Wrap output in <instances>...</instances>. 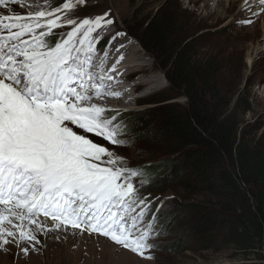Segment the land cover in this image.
<instances>
[{
	"label": "snow or ice",
	"instance_id": "obj_1",
	"mask_svg": "<svg viewBox=\"0 0 264 264\" xmlns=\"http://www.w3.org/2000/svg\"><path fill=\"white\" fill-rule=\"evenodd\" d=\"M85 2L20 14L13 6L21 0H0V251L11 244L27 257L38 234L63 232L103 237L151 260L166 205L145 193L146 168L117 151L135 139L127 138L122 113L94 102L122 95L111 85L124 56L107 65L105 50L93 71L102 39L94 33L114 21L108 12L68 15ZM238 10L251 15L237 23L252 24L264 15V0H243Z\"/></svg>",
	"mask_w": 264,
	"mask_h": 264
},
{
	"label": "rangeland",
	"instance_id": "obj_2",
	"mask_svg": "<svg viewBox=\"0 0 264 264\" xmlns=\"http://www.w3.org/2000/svg\"><path fill=\"white\" fill-rule=\"evenodd\" d=\"M169 1L180 8L181 27L185 35L191 37L194 59L195 57L211 59L220 69L219 82L223 91L221 96L224 99L222 104L229 101L237 104L239 121L244 131L252 138L264 137V81H261L264 77V38L262 39V35L259 36L264 25V15L253 17L257 20L252 24H238V20L247 19L251 15L248 12L237 15L243 0L238 1L233 7V14L228 13L232 6L231 0H86L85 4L78 5L68 13L74 19L94 18L108 12L109 18L114 21L112 25L103 28L101 36H104L103 39L107 38L101 44L104 47L103 52L109 45L118 49L114 46L116 39L109 43L111 37L118 31L123 33L121 38L128 42L127 46L134 47L143 55L144 60L136 62L139 63L137 65H146L158 72V86L139 92L129 90L131 98L124 101L125 107L120 108L115 104L124 98L123 95L103 103L102 106L119 110L122 114L130 111L143 113L150 111L155 105H142V101L154 96L170 97L174 94L170 91L161 57L153 58L130 35L132 23L145 21ZM53 4L54 2L49 0L47 4L45 0H32L30 4L28 0H21L22 6L13 7L20 14H26L29 11L41 10L43 7L54 8ZM67 30L70 29L65 27L54 31L59 35ZM99 32L101 30L94 35ZM117 55H123L120 49ZM127 61L130 60L124 58L121 61L124 64L120 63L118 69L124 73L126 81L124 85L130 87L138 83V79L130 76L131 65ZM170 103L184 107L187 102L185 98H179ZM154 130V124L149 123L147 127L127 137L128 139L135 137L129 147H122L117 151L126 157L133 167L146 162L149 156L154 157L153 162L156 163L167 160L170 170L162 173V176L172 178L171 173L174 171H184L181 155L174 153L168 143L150 141ZM174 180L175 177L167 181L173 184ZM152 196L159 197V201H163L166 207H162L158 213L157 228L164 226L163 232L150 241L156 245L151 252L154 257L151 260L118 247L103 237L89 238L97 243L96 249L93 250L85 246L84 236L89 237L87 234L78 239L74 236L65 238L62 232L54 234L52 232L47 235L38 234L41 243L36 246V250L30 249L27 257L9 244L6 251H0V264H261L258 261H245L239 254L224 249L218 240L214 247H211V244L202 245L201 237L193 234L189 226L195 222L197 214L187 207V204L197 202L198 197L184 185L168 186L166 191L152 193ZM99 240L100 242H97Z\"/></svg>",
	"mask_w": 264,
	"mask_h": 264
},
{
	"label": "trees",
	"instance_id": "obj_3",
	"mask_svg": "<svg viewBox=\"0 0 264 264\" xmlns=\"http://www.w3.org/2000/svg\"><path fill=\"white\" fill-rule=\"evenodd\" d=\"M49 1L53 7L67 2ZM179 10L169 1L145 21L131 24V37L153 58L161 57L174 94L142 101L155 107L123 113L122 119L132 135L153 123L150 141L168 143L181 155L184 168L171 173L172 178L162 176L170 170L167 160L156 163L147 157L138 165L152 181L144 191L161 193L168 186L184 185L198 197L187 207L197 214L189 226L202 245L214 247L218 240L245 261L264 264V137L252 138L244 131L237 104H222L220 69L211 59H194ZM179 98L186 99L184 107L170 103ZM174 177L173 184L167 181Z\"/></svg>",
	"mask_w": 264,
	"mask_h": 264
},
{
	"label": "bare ground",
	"instance_id": "obj_4",
	"mask_svg": "<svg viewBox=\"0 0 264 264\" xmlns=\"http://www.w3.org/2000/svg\"><path fill=\"white\" fill-rule=\"evenodd\" d=\"M28 1H29V4L32 2V0H28ZM238 1H240V0H231L232 6H231L230 10L228 11L229 14H233V12H234L233 7H235V5H236V3ZM219 7H220V4H219ZM238 14H243V12L239 11L237 13V15ZM210 15L212 16V14H210ZM215 15H216V12H215ZM252 19H253V21H256L257 20V18H253V17H252ZM116 33H120V32H118V31L115 32L113 36H116ZM259 36H261L262 39L264 38V25H262L261 33H260ZM127 43H128L127 41L122 40L121 35H120V36H116V41H115L114 46L116 48L120 49V51H122V54H123V56H124V58L126 60H130V61H127L131 65V66L129 65L130 66L129 68L131 70L130 76L137 78L138 80L137 79L136 80L138 81V83H136L133 86L126 87L124 85V84H126V83H124V82H126L125 79H124V73L122 74L123 78H122V76L117 77V79L119 80L118 83L117 82L112 83L111 89L113 91H119V92H121V94L124 96L123 99L118 100L115 103L120 108L121 107H125L126 104H125L124 101H126V98H127V101L130 100L131 95L128 94L129 93V90H131L132 92L133 91L134 92H139L140 90H144V89L156 88V86H158V82H159V77L157 76V73L158 72L156 73L155 72V69H153L152 67H148L146 65H137L139 63H136V62H138V61L141 62L142 60H144L143 59V55L140 52L136 51L134 49V47L132 48V46H127ZM115 50H116L115 48H113L112 46L109 45V47L107 49V51L109 52V58H108V61H107V65H111V63H113V61L115 60V58L118 57L117 52ZM101 58H102V56L101 57H98L97 55L94 57V59H93V65H94L93 71H98L99 70V64H100ZM126 70H128V69H126ZM118 72L119 73H122V70L118 69ZM128 72H130V71H128ZM261 81H264V77L261 79ZM123 86H125V87H123ZM115 99L116 98H113V97H102L100 99L94 100V102H96V103H98V104H100L102 106L103 103L108 102V101H113ZM53 234H54V232H53ZM68 236H71V235H68ZM89 238H91V237L84 236V242L86 244L85 246L88 247L87 249H93V250H95L97 243L93 242V240H91ZM97 242H100V240L97 241Z\"/></svg>",
	"mask_w": 264,
	"mask_h": 264
}]
</instances>
